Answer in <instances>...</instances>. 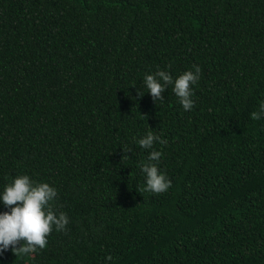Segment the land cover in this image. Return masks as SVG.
<instances>
[{"label":"trees","instance_id":"16d2710c","mask_svg":"<svg viewBox=\"0 0 264 264\" xmlns=\"http://www.w3.org/2000/svg\"><path fill=\"white\" fill-rule=\"evenodd\" d=\"M193 65L191 109L147 93L146 73ZM261 100L264 0H0V190L28 174L68 216L0 264H264Z\"/></svg>","mask_w":264,"mask_h":264},{"label":"clouds","instance_id":"9594fccd","mask_svg":"<svg viewBox=\"0 0 264 264\" xmlns=\"http://www.w3.org/2000/svg\"><path fill=\"white\" fill-rule=\"evenodd\" d=\"M200 72L199 65H193L192 69L185 70L174 78L170 72L157 68L155 72L144 75L143 84L154 102L162 101L163 93L170 86L178 102L187 111L195 103L193 86L197 84ZM137 93L143 96L139 90ZM250 117L253 120L264 118V100L259 102L258 110L252 111ZM133 139L142 148L152 149L148 153L147 162L140 165L145 178L144 191H167L172 181L158 167L162 152L153 147L156 142L163 145L167 141L151 130ZM56 196L57 189L54 186L45 181H35L28 174L17 175L3 186L0 190V204L5 210L0 211V255L10 246L12 251L20 255L30 254L37 247L42 249L46 246L47 235L53 228L65 230L68 216L64 212L54 211L52 202ZM105 259H111V256L108 255Z\"/></svg>","mask_w":264,"mask_h":264}]
</instances>
